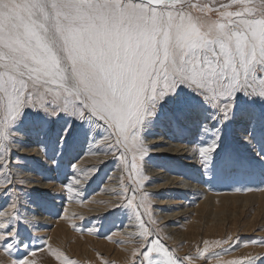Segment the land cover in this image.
Listing matches in <instances>:
<instances>
[{
  "label": "snow or ice",
  "instance_id": "6c2138e0",
  "mask_svg": "<svg viewBox=\"0 0 264 264\" xmlns=\"http://www.w3.org/2000/svg\"><path fill=\"white\" fill-rule=\"evenodd\" d=\"M26 109L32 131L47 139L30 149L20 144ZM237 122L240 144L254 159L222 147ZM190 126L196 134L185 141ZM157 129H171L180 142ZM81 135L89 147L70 164L61 192L80 195L114 161L116 199L103 201V213L124 212L122 227L135 229L118 241L132 243L127 264H264V252L221 260L234 248L232 236L179 255L155 218L162 185L147 187L152 154L163 151L194 158L209 179L264 181V0H0V247L7 253L24 249L34 257L29 244L37 237L21 207L39 206L23 197L41 180L24 175L16 153L57 165ZM250 243L264 248V238ZM47 247L65 264L63 252ZM11 264L37 262L25 256Z\"/></svg>",
  "mask_w": 264,
  "mask_h": 264
},
{
  "label": "rangeland",
  "instance_id": "374dc122",
  "mask_svg": "<svg viewBox=\"0 0 264 264\" xmlns=\"http://www.w3.org/2000/svg\"><path fill=\"white\" fill-rule=\"evenodd\" d=\"M25 111L27 115L24 124L21 125L25 135L20 144L22 148L30 149L39 142H47V139H42L32 131L31 109H26ZM53 127H56V125H53ZM190 128L192 127L190 126ZM242 129V124H234L226 132L225 144L222 147L236 148L249 158L254 159V153L251 149L245 148L240 144ZM193 132L195 136V128ZM167 137H171L174 144L180 142L175 134H170V136L168 134L166 139ZM188 137L189 135L185 134V141L193 138ZM88 147V142L82 135L79 136L77 142L71 148L65 150L62 156L56 157L58 160L57 165H53L49 160L27 151L16 153L23 161L21 167L25 171L24 175L31 173L33 177H39L41 180L40 186H30L23 197V199L37 202L39 206L29 203L21 207V212L28 211V216L36 225L31 229L34 235L37 236L35 243L29 244V250L34 248L35 256H31L24 249H14L9 254L3 247H0V264H11L12 260H19L25 256L29 259H35L37 264H61V261L57 260L53 253L49 251L47 245H51L53 249L63 252L67 257V261H75L76 264H105V262H109V264H127L129 254L125 249L131 248L132 243L124 244L118 242L123 238V230L127 228L122 226L129 223L126 213L117 212L114 215H109L101 212L98 214L96 212L92 213L93 210L91 209L94 208L93 206L103 207L105 205L107 207V204L103 203V201L116 199L111 194V190L117 186L116 177L119 174L115 170L114 161H109L102 166L96 176L80 192V195H71V198H66L69 194L61 192L63 184L68 183L69 177L72 175L70 164L83 156ZM85 159L87 160L88 158H84L83 162L86 161ZM152 164L153 168L158 171L160 170L158 168L163 169L161 175L164 178H180L179 181L186 184H190L192 181L197 183L196 186L201 187L205 194L229 197L227 203H214L209 206L206 204L203 212H198L196 208L197 206H202L200 204L204 199L203 191L198 196L190 195L191 192L184 188L172 190L167 187L156 191L153 188L155 185L154 179L150 181L147 187L149 190H155L154 203L157 205L155 209V218L158 221L157 226L161 229V235L168 237L165 242L170 247H174L179 255L183 256L188 252H194L197 245L203 247L202 241L205 239L212 241L226 238L227 236L233 237V241L230 243L234 244V248L223 253L220 256L221 260L238 258L248 253L264 252V248L260 247L259 244L250 243L252 240L264 238V181L259 176L252 178L251 181L239 184L232 183L231 180L209 179L208 176L202 174L203 170L196 164V166L198 165L199 173H195L196 178H192V171L189 172L191 169H187L189 166L176 160L174 154L166 153L155 156L152 154ZM149 174H151V169ZM109 176L112 177L111 180L108 179ZM182 179H185V181ZM162 182H165V180H162ZM107 183L111 186H107ZM237 188L251 189V191H237ZM233 198L238 200L247 199L246 208H243L244 203L234 202ZM82 200L83 202H81ZM5 204V198L0 197V207L5 206ZM69 205H76L79 211H83L79 212L76 209V214L73 213L71 215L68 211ZM80 207H84V209ZM178 207H182V210L180 209L181 214L174 215V210ZM210 209L216 210L217 213L222 210V214L216 217L215 221H213L214 223L220 220L219 218H229L223 224L220 234L211 231L206 232V228L203 227L205 225L204 221L212 218L207 217ZM180 210H176V212ZM254 214L256 217L253 216ZM166 215L168 217L163 218ZM65 217L68 218L66 219ZM194 219L201 220V223ZM94 226L99 228L98 235L94 230L89 231ZM196 226H199V230L195 231ZM233 226L234 229L231 228ZM20 230L26 236L31 231L23 225L20 226ZM118 230L122 234L121 236H114L111 240L107 239L108 235ZM130 230L135 231V229ZM173 236L179 237L180 240L174 241ZM41 238L45 239L47 244H43ZM223 247L228 246L224 245ZM67 261H65V264H67ZM197 264H202V262L197 261ZM211 264H215L214 259Z\"/></svg>",
  "mask_w": 264,
  "mask_h": 264
},
{
  "label": "bare ground",
  "instance_id": "6f19581e",
  "mask_svg": "<svg viewBox=\"0 0 264 264\" xmlns=\"http://www.w3.org/2000/svg\"><path fill=\"white\" fill-rule=\"evenodd\" d=\"M237 123H239V124H241L240 122H237ZM192 128H191V131L190 132H187L186 134L187 135H189V137L188 138H192L193 136H194V132H193V130H194V126H191ZM170 131V133H168ZM157 133L158 134H163L164 136H165V139H166V136H168V134H169V136H170V134L171 135H174L175 133L171 130V129H164L163 131H161L160 129H157ZM167 139H170V140H172L171 139V137H167ZM178 140V139H177ZM159 147H161V148H163L164 147V145L163 144H159L158 145ZM245 147V146H244ZM245 148H247V147H245ZM172 154V153H170V152H167V151H163V152H155V153H153L154 154V156L155 155H162V154ZM174 157H175V159L176 160H178V161H180V163L182 162V163H184L186 166H189V168H187V169H191L189 172H191V176H192V178L194 177V178H196V174L195 173H199V170H198V165L196 166V161H195V159L194 158H191V157H186V156H180V155H175L174 154ZM85 158H88L84 163H89V162H93L94 161V159L95 158H91V157H85ZM161 161V160H160ZM153 162H154V160H153ZM168 163V162H167ZM170 164V163H169ZM176 164V163H175ZM168 166V165H167ZM169 169V168H168ZM192 169H194V170H192ZM165 171H166V169H165ZM161 172H163V171H161V170H157V169H154V168H152L151 169V175L153 176V178L152 179H154V182H155V185H154V189H156V185L157 184H159V185H162V188H160L161 190H163V188H167V187H170L172 190H174V189H177V188H179V189H186L188 192H191L190 193V195H193V196H198V195H200L201 194V192L203 191L202 189H201V187L199 188V187H197L196 185H197V183H193L192 181L190 182V184H186V183H184V182H179V183H177V181H179V179L180 178H171V179H169L168 177H166V178H164L162 175H161ZM189 175V174H188ZM180 176V175H179ZM116 177V176H115ZM178 177V176H177ZM177 179V180H176ZM188 179V178H187ZM162 180H165V182H162ZM182 180H184L185 181V179H182ZM193 180V179H192ZM187 181V180H186ZM160 182H162V183H160ZM154 184V183H153ZM106 185V184H105ZM40 186V185H39ZM42 186V185H41ZM107 186H111L110 184H108L107 183ZM114 187V186H113ZM117 187V186H116ZM206 189V188H205ZM213 189V188H212ZM157 190H159V189H156V191ZM210 192V191H209ZM203 195H204V199L202 200V203L200 204V205H202V206H197V208H196V210L198 211V212H203V209H204V206L207 204L208 206L209 205H211V204H214V203H227L228 201H229V197L227 198L225 195H220V196H216V195H214V194H212V195H209L208 193L207 194H205V192L203 191ZM233 200H234V202H240V203H244V209L246 208L245 206H246V204L248 203L247 202V199H245V198H242V199H240V200H238V199H235V198H233ZM107 201H111V200H107ZM91 203H93V202H91ZM181 204H182V202H180ZM91 205H93V204H91ZM99 205V204H98ZM90 207V206H89ZM94 208H91L93 211H92V213L93 212H96V213H101V212H103V210L106 208L105 207V205H103V207L101 206H99V207H97V206H93ZM184 207V206H183ZM217 207V206H216ZM80 208H82V207H80ZM76 209H78V207L76 206V205H69L68 206V211L71 213V215H73V213H75L76 214ZM82 209H84V207L82 208ZM182 210V207H178L177 209H175L174 210V215H178V214H181V210ZM176 210H180L179 212H176ZM78 211H79V209H78ZM81 211H83V210H81ZM81 211H79V212H81ZM85 211V210H84ZM222 211V210H221ZM220 211V213L218 212L217 213V211L216 210H213V209H210L209 211H208V214H207V217H212L211 219H206L204 222H205V225L203 226V227H205L206 228V232H214V233H221V230H222V226H223V224L225 223V221L227 220L228 221V219L229 218H219L220 220H218L217 222H213V221H215V219H216V217L219 215V214H222V212ZM69 213V214H70ZM84 213V212H83ZM86 214V213H85ZM89 214V213H88ZM232 214V213H231ZM230 214V215H231ZM235 214V213H234ZM229 215V216H230ZM240 215H241V213H240ZM246 215V214H245ZM76 216V215H75ZM254 217H256L255 216V214L253 215ZM168 216L166 215V216H164L163 218H167ZM231 217V216H230ZM232 217L234 218V216L232 215ZM253 217V218H254ZM218 219V218H217ZM236 219V218H235ZM169 220V219H168ZM195 220V219H194ZM195 221H198L199 223H201V220H195ZM222 221V222H221ZM236 222V221H235ZM232 223V222H231ZM128 224V223H127ZM253 224V223H252ZM126 225V224H125ZM233 225V224H232ZM167 226V225H166ZM166 226H164V227H166ZM168 227V226H167ZM169 228V227H168ZM171 228V227H170ZM232 229H234V226L233 227H231ZM196 230H199V226H196L195 227V231ZM126 231H131L129 228H126L125 230H123V232H126ZM133 231V230H132ZM231 231H233V230H231ZM235 232V231H234ZM172 233V232H171ZM205 233V232H204ZM233 234V233H232ZM122 235V234H121ZM120 235V236H121ZM172 235V234H171ZM235 235V234H234ZM172 237V236H171ZM173 238H174V241H179L180 239H179V237H174L173 236Z\"/></svg>",
  "mask_w": 264,
  "mask_h": 264
}]
</instances>
